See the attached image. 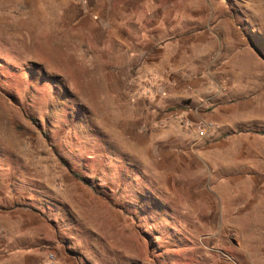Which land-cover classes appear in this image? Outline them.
<instances>
[{"label": "rangeland", "instance_id": "rangeland-1", "mask_svg": "<svg viewBox=\"0 0 264 264\" xmlns=\"http://www.w3.org/2000/svg\"><path fill=\"white\" fill-rule=\"evenodd\" d=\"M14 204L0 264H264V0H0Z\"/></svg>", "mask_w": 264, "mask_h": 264}, {"label": "crops", "instance_id": "crops-1", "mask_svg": "<svg viewBox=\"0 0 264 264\" xmlns=\"http://www.w3.org/2000/svg\"><path fill=\"white\" fill-rule=\"evenodd\" d=\"M17 213H31L34 216L43 219V217L38 216L35 213L24 211L19 208H14L13 210H1L0 209V236H8V227L6 224V214H15ZM33 227V226H32ZM29 229V228H28ZM32 231V230H31ZM31 231H23L19 234V237L14 239H7V242H0V258H2L4 255H7L11 252H14L16 255H22L27 256L29 254L33 255L37 253L38 246L41 244L40 236H36L34 232ZM42 237V236H41ZM8 250V251H7ZM7 253V254H6ZM40 263V261H39Z\"/></svg>", "mask_w": 264, "mask_h": 264}, {"label": "trees", "instance_id": "trees-1", "mask_svg": "<svg viewBox=\"0 0 264 264\" xmlns=\"http://www.w3.org/2000/svg\"><path fill=\"white\" fill-rule=\"evenodd\" d=\"M58 161L60 163L63 164V162L61 161L60 157L57 155L56 151H54ZM65 166V165H64ZM69 169V172L71 173V175L79 182H81L82 184L86 185L88 188H90L94 193H96L95 189L93 186H91L90 184H88L82 176H80L77 172H75L74 170H72L71 168H68ZM14 208H19V209H22L24 211H29V212H32V213H35L37 214L38 216L40 217H44L43 214L41 213V211L34 207V206H30V205H25V204H14Z\"/></svg>", "mask_w": 264, "mask_h": 264}, {"label": "built area", "instance_id": "built-area-1", "mask_svg": "<svg viewBox=\"0 0 264 264\" xmlns=\"http://www.w3.org/2000/svg\"><path fill=\"white\" fill-rule=\"evenodd\" d=\"M181 124L187 128V129H192L193 131H195L199 136H204L207 129L209 128V126L205 125V124H199V123H191L189 121L186 120H181ZM48 260L51 261L52 263H54V256L52 254L49 255Z\"/></svg>", "mask_w": 264, "mask_h": 264}]
</instances>
